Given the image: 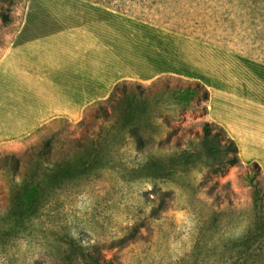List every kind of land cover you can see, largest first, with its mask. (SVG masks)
Returning a JSON list of instances; mask_svg holds the SVG:
<instances>
[{"label": "rangeland", "instance_id": "1", "mask_svg": "<svg viewBox=\"0 0 264 264\" xmlns=\"http://www.w3.org/2000/svg\"><path fill=\"white\" fill-rule=\"evenodd\" d=\"M25 1L0 0V13L10 17L8 24L0 19V57ZM103 1L123 4L141 21L264 62V0ZM188 84L193 88L172 78L141 89L126 84L81 123L54 122L17 147H0V264H84L87 254L98 264H226L236 255L229 247L218 254L250 228L247 167L227 164L226 138L217 144L200 140L205 100L199 89L186 107L179 95ZM44 141L54 152L72 155L80 179L42 200L30 217L15 219L8 211L13 176L5 158L25 164L27 151ZM74 141L79 152L72 150ZM137 141L146 154L137 153ZM188 144L192 156L179 158L177 148ZM255 180L264 211V176ZM250 264H264V254Z\"/></svg>", "mask_w": 264, "mask_h": 264}, {"label": "crops", "instance_id": "2", "mask_svg": "<svg viewBox=\"0 0 264 264\" xmlns=\"http://www.w3.org/2000/svg\"><path fill=\"white\" fill-rule=\"evenodd\" d=\"M21 15L0 57V147L83 121L118 84L172 78L208 92L204 122L264 176V62L87 0H26Z\"/></svg>", "mask_w": 264, "mask_h": 264}, {"label": "trees", "instance_id": "3", "mask_svg": "<svg viewBox=\"0 0 264 264\" xmlns=\"http://www.w3.org/2000/svg\"><path fill=\"white\" fill-rule=\"evenodd\" d=\"M1 1L6 2L8 0ZM87 1L99 4L100 6L116 11L117 13L136 18L130 12H127L120 7L123 6V4H114L111 1L103 0ZM0 19L4 24L10 22V17L4 13H0ZM124 85L126 84L121 83L116 85L113 94L121 91V86ZM190 85L191 84H188L179 95V99L184 101L186 107L190 106L194 98L198 96L199 89L202 90L205 102L208 100V92L202 86L198 83H194L193 88H190ZM136 87L139 89L142 88V86L139 85H136ZM213 129H217V131L212 133ZM220 137L226 138L229 143V148L225 149V151L231 152V157L226 159L227 164L229 166L238 164L237 149L234 143L227 138L225 133L219 127L208 122L203 123L202 136L200 139L202 142H212L217 144L219 143ZM71 146L74 152H79L82 149L77 141L72 142ZM143 146L142 141H137L138 154H146ZM158 148L161 149L160 147ZM191 151L192 145L188 144L186 148H177V156L179 158L187 159L192 156L193 153ZM71 157L72 155H66L63 151L54 152L49 141H44L28 150L25 164H22L21 161L14 156L6 157L5 160L8 161L6 167L10 168V172L13 176L8 186V211L10 215L15 219H21L22 217L28 218L42 208V200H46L53 192L62 190L68 181H78L80 179L78 176L79 165H72ZM256 174H260V169L256 164L247 167L244 173L243 178L253 189L252 200L254 214L251 218L250 228L238 237L230 239L228 241V246H225L222 249L221 254H218L223 256L227 253L226 249L228 247L230 253L236 254L230 255L226 260V264H250L253 263L255 255H260V253L264 254V211L262 210V199L258 194V188L255 183ZM14 178H19L20 180L15 181ZM258 226L259 229L257 228ZM84 264H98V260L90 254H87L85 256Z\"/></svg>", "mask_w": 264, "mask_h": 264}]
</instances>
